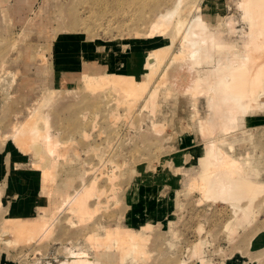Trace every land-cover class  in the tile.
Wrapping results in <instances>:
<instances>
[{
    "label": "rangeland",
    "instance_id": "rangeland-1",
    "mask_svg": "<svg viewBox=\"0 0 264 264\" xmlns=\"http://www.w3.org/2000/svg\"><path fill=\"white\" fill-rule=\"evenodd\" d=\"M174 1L0 0V264H67L87 256L103 264L97 258L102 250L86 240L87 230L100 237L108 224L140 230L145 222L153 226L152 234L142 232L148 237L144 249L129 251L125 261L114 249L116 256L105 263L264 264V190L242 223L228 202L202 193L199 177L207 146L215 141L239 159L243 175L264 183V104L241 118L238 132L203 139L198 122L210 118V108L206 96L190 90L196 76L190 54L188 63L183 55L171 59L153 111L118 103L111 87H95L83 76L100 69L146 81L149 50L166 46L158 54L162 59L172 49L180 52V38L171 37L179 16L188 21L200 14L206 31L223 30L229 40L241 34L231 32L229 18L238 30L245 25L241 0H184L172 22L158 26L160 13ZM49 93L63 102L53 98L47 104ZM38 109L54 112L39 117L36 126ZM85 112L87 125L81 120ZM113 112L116 118L110 117ZM152 120L163 124L160 133L152 131ZM43 122L49 123L52 141L40 128ZM23 126L31 127L16 143L13 134ZM113 170L118 177L112 182ZM93 178L109 192L101 197L107 207L79 222L75 232L68 219L78 218L64 208L66 196ZM15 217L45 219L49 229L31 243H6L4 219Z\"/></svg>",
    "mask_w": 264,
    "mask_h": 264
},
{
    "label": "bare ground",
    "instance_id": "bare-ground-1",
    "mask_svg": "<svg viewBox=\"0 0 264 264\" xmlns=\"http://www.w3.org/2000/svg\"><path fill=\"white\" fill-rule=\"evenodd\" d=\"M183 1L184 0H175L171 7H167L162 11L159 15L161 22L158 23V26H162L163 24L168 26L172 22V19L177 15ZM195 7L190 10V13H192V10L195 11ZM240 8L242 10L240 16L245 22L244 27L242 26V28L238 30L234 25L236 22H232L234 19H228V22H231V32L237 34L238 32L241 33L238 35L239 37L234 40L227 39L223 30L215 29L206 31L203 25L208 23L204 22L206 19H202L200 14L193 16V18L188 21V18H182L179 16L176 21L178 22L177 29H175V32L171 37L173 40L176 37L180 38L178 44L180 46V52L178 53L172 49L168 57L166 56L165 59H162L158 54H160V49H164L166 46L162 48H154L152 51L149 50L145 61L146 64L144 66L149 77L146 81L138 80L134 76L125 73L111 72L107 74L97 72L101 71L100 69L94 70L93 74L83 71L85 81L88 84L91 83L95 87L103 86L105 89L111 87L114 92L116 91V99L118 100V103L126 101L129 103L128 106L130 108L132 106L140 108L152 107L153 111L158 92L160 91L159 85L164 84L167 81H165L164 78L165 76H168L167 68L171 63V59H176L178 55H183V59L186 60L184 63H188V57L186 58V56L190 54L192 58L195 57L192 62L193 68L191 67V69L196 73L195 79L190 86V90L194 96H206L210 108V118L207 117L205 119H200L198 122V129L202 138H213L219 132L224 134L238 132L241 118L247 115L256 105L260 106L261 104H264V0H241ZM171 43L172 42H170V45ZM161 80L165 82L163 83ZM158 81H161L162 83H159ZM51 94L52 93H49L47 104L53 98H55L53 99L55 101L59 100L60 102H63L58 93L55 95ZM72 97L73 99L75 98V96ZM127 99L129 101H127ZM96 102H98V99ZM101 103L103 102L101 101ZM62 106L63 105L60 107L59 104L60 108H62ZM138 111L140 110L138 109ZM44 112L43 109L37 110L35 115L37 118L35 120L36 126H39V117L48 119L54 111L50 114L49 112H45L46 114L42 115ZM87 115L88 113L85 112L81 116L82 124L84 125L88 124ZM110 117L116 118L114 112L111 113ZM144 118L143 116L141 117V119ZM43 124V126H40L41 130L47 129L49 134L47 137L52 141V134H50L51 132L48 130L49 126H47L49 123L46 124V126L45 122H43ZM35 125L33 126L36 127ZM25 127L27 126H23L22 129H20V127L17 128L19 130H16L17 132L13 134L16 143L19 141L22 142L25 138H23L24 130H28ZM151 129L153 132L157 131L160 133V131L163 130V124H159L152 120ZM82 133L85 134L86 138L87 132L82 130ZM45 135H47V133ZM26 141L29 142L28 139ZM47 141L48 140H46L45 145L48 146V150H53L54 148H50L52 143L49 142L46 144ZM207 154V162L203 167V171H201L199 175L202 179L200 182L202 193L213 200L228 202L235 208L234 212L236 220L245 223L252 216L253 203L258 194L264 190V183L255 182L253 176L243 175L242 169L245 168L242 167V163L239 159L233 158L229 152L223 150V148L215 143V141L208 144ZM109 161H111V159ZM248 162L249 159L247 158L246 164ZM118 165L120 164L118 163ZM122 165L124 166L123 163ZM46 170L48 169L46 168L45 171ZM99 171L101 172V169ZM115 171L112 172V177H109L112 182L116 181L117 179H114L118 177L115 175ZM101 175L102 174H100V176ZM102 187L103 188L100 189L96 178H93L91 182L84 185L82 190L76 193L74 192L75 194L73 195L66 196L68 199L66 201L67 205L64 208H68L69 212L75 214L78 218V222L74 221L72 217H69L68 219V222H70L73 229L75 227L77 228V226L80 225L82 221L84 222L86 218H94V216H97L96 212L102 210L103 207H107V204H104V199H101V197L104 194L109 196V192L107 193V189H105L104 186ZM109 189L110 192L113 190L115 191L114 184H112ZM113 194H115V192ZM112 195H110V200ZM117 197L114 196L113 198L116 199ZM107 198L106 201L108 200ZM245 199L247 202L243 204L242 201ZM92 200L94 203L91 202ZM108 215L109 214L105 216ZM113 215H111L112 218L115 217ZM4 220L5 224L2 227V236L4 241L9 244L20 243L23 241H30L31 243L32 240L34 241L36 238L40 239L45 236L49 229L47 226L48 223L45 219L40 221L15 217L5 218ZM152 226V222H145L140 225V230H136L131 225H122L118 223L116 226H113L108 224L106 228L103 229L104 235L100 237H96L93 231L87 230L86 240L90 242L94 241V245L96 244L100 252L102 250L101 255L97 258L104 261L103 264H108V262H110L107 261L105 263L106 259L104 258L116 256L114 249H117L118 251L116 252H119L117 253L118 259L120 256V259L125 261L129 255V251L144 249L145 241H147L148 237L142 232L152 234L150 231ZM86 229H88V227ZM75 230L76 229H74V231ZM67 264H96V261L94 258H89L87 256L86 258H79L70 261Z\"/></svg>",
    "mask_w": 264,
    "mask_h": 264
}]
</instances>
